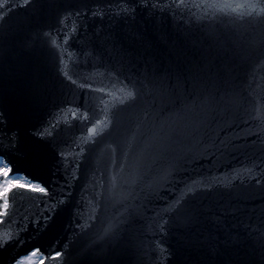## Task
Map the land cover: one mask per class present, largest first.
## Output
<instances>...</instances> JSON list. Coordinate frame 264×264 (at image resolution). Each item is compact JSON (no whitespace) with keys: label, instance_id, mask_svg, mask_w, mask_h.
Instances as JSON below:
<instances>
[{"label":"water","instance_id":"1","mask_svg":"<svg viewBox=\"0 0 264 264\" xmlns=\"http://www.w3.org/2000/svg\"><path fill=\"white\" fill-rule=\"evenodd\" d=\"M0 121V264H264V0H0Z\"/></svg>","mask_w":264,"mask_h":264},{"label":"snow or ice","instance_id":"2","mask_svg":"<svg viewBox=\"0 0 264 264\" xmlns=\"http://www.w3.org/2000/svg\"><path fill=\"white\" fill-rule=\"evenodd\" d=\"M227 6V5H225ZM133 94L130 92L129 96L131 97ZM2 122V121H0ZM10 171V169H3L0 168V175H2L4 177L3 180H0V193H7L9 191L10 188L15 187L19 177H12L9 178L8 176V172ZM20 187H25V185H20ZM31 189L34 192H40V193H44L45 195H47V191L44 187H39L37 185H31ZM189 191H191V189H189ZM184 196L183 194L177 199V201L175 202V204H173L172 206H170L168 209H166L165 211L171 212L173 210H175L176 206L180 204V202L183 200ZM4 199V204H3V208H7V198L3 197ZM0 215H3V212H0ZM36 253H33V255H35Z\"/></svg>","mask_w":264,"mask_h":264},{"label":"rangeland","instance_id":"3","mask_svg":"<svg viewBox=\"0 0 264 264\" xmlns=\"http://www.w3.org/2000/svg\"><path fill=\"white\" fill-rule=\"evenodd\" d=\"M0 168L7 169V167L3 164L2 161H0ZM9 178H11V177H9ZM3 179H4V177H3L2 175H0V180H3ZM16 185H19V186H20V185H25V187H31V185H33V184L28 183V182H27L26 180H24L23 178H19V180H18V182H17ZM1 194H3V193H0V195H1ZM41 261H42V258L40 257V255H38V254L33 255V254H32L31 257H27V258L21 260V261L19 262V264H38V263H40Z\"/></svg>","mask_w":264,"mask_h":264},{"label":"trees","instance_id":"4","mask_svg":"<svg viewBox=\"0 0 264 264\" xmlns=\"http://www.w3.org/2000/svg\"><path fill=\"white\" fill-rule=\"evenodd\" d=\"M6 193H3L0 195V212H2L3 209V204H4V199L3 197H5Z\"/></svg>","mask_w":264,"mask_h":264}]
</instances>
